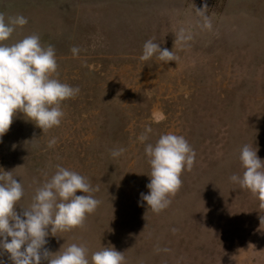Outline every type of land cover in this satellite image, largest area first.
<instances>
[{
    "label": "rangeland",
    "instance_id": "rangeland-1",
    "mask_svg": "<svg viewBox=\"0 0 264 264\" xmlns=\"http://www.w3.org/2000/svg\"><path fill=\"white\" fill-rule=\"evenodd\" d=\"M205 6L210 30L197 23ZM0 13L28 21L6 43L39 35L55 49L56 78L79 88L58 127L42 132L18 113L0 140V168L24 188L18 215L57 165L95 189V212L50 234L51 253L77 243L89 258L113 246L125 264H264V208L229 180L242 175V145L264 160V0H0ZM181 27L193 35L186 44L175 39ZM148 39L176 60L141 61ZM169 132L184 136L195 162L153 213L140 201L150 180L144 146ZM0 259L12 264L6 252Z\"/></svg>",
    "mask_w": 264,
    "mask_h": 264
},
{
    "label": "clouds",
    "instance_id": "clouds-1",
    "mask_svg": "<svg viewBox=\"0 0 264 264\" xmlns=\"http://www.w3.org/2000/svg\"><path fill=\"white\" fill-rule=\"evenodd\" d=\"M195 12L199 17L198 25L210 30L212 22L206 14V6L195 8ZM27 22L23 15L5 18L0 13V140L18 113L42 132L58 127L64 116L62 103L79 93L78 87L56 78L55 49L50 44L43 45L39 35L30 34L14 43H6L13 32ZM192 38L191 30L181 27L175 39L186 44ZM70 51L76 56L80 50L73 46ZM154 56L165 64L176 60L172 51L148 39L139 59L147 61ZM150 131L146 128L139 139L145 141ZM55 142L53 137L48 146L52 147ZM124 151L123 147L114 148L110 155L118 157ZM144 152L150 165V180L146 185L148 192L140 194V201L147 210L160 213L181 188V174L192 169L196 154L184 136L171 132L161 134L154 144L146 143ZM239 161L242 175L233 174L229 180L251 191L264 208V160L257 156V148L244 144L239 151ZM93 191L86 177L57 165L50 178L36 188L30 207L22 208V215H18L15 208L24 196V188L12 171L0 168V252H6L12 264H41L42 260L47 264H125L124 252L113 246L92 252L90 258L83 244L63 245V250L60 248L56 253L45 247L50 234L55 236L57 232L83 227L86 217L94 213L100 203L90 194ZM0 264H4L2 259Z\"/></svg>",
    "mask_w": 264,
    "mask_h": 264
}]
</instances>
